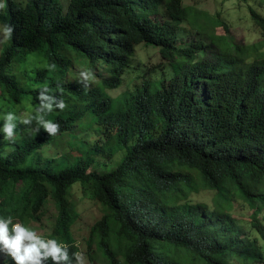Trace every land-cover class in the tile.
Here are the masks:
<instances>
[{"label":"trees","instance_id":"1","mask_svg":"<svg viewBox=\"0 0 264 264\" xmlns=\"http://www.w3.org/2000/svg\"><path fill=\"white\" fill-rule=\"evenodd\" d=\"M191 14L182 0H4L0 24L14 30L0 55V126L6 112L17 119L12 138L0 133V215L40 222L52 200L50 238L80 253L78 187L104 214L91 230L93 263L264 264V53ZM251 15L264 37V17ZM185 23L199 29L194 41H184ZM140 45L160 48L162 72L112 97ZM85 131L104 143L80 142L79 157L44 156ZM101 153L120 154L104 173ZM202 190L214 192L212 205L193 201ZM236 202L251 210L249 223L233 215Z\"/></svg>","mask_w":264,"mask_h":264},{"label":"rangeland","instance_id":"2","mask_svg":"<svg viewBox=\"0 0 264 264\" xmlns=\"http://www.w3.org/2000/svg\"><path fill=\"white\" fill-rule=\"evenodd\" d=\"M24 3L25 0H19ZM186 7L192 11V16L198 13L197 22L210 26L208 30L215 31L219 36L228 35L237 44L252 45L260 43L261 52L264 53V37L262 31L256 25L251 15V10L256 11L264 17V0H182ZM67 7L68 0H63ZM4 7V0H0V12ZM221 22L223 25H218ZM1 25V24H0ZM183 27L187 30L184 41H194L197 38L196 28H192L189 23H185ZM187 38V39H186ZM7 46V39L3 33H0V55ZM164 61L161 56L160 48L153 46L140 45L134 56L133 69L126 76L124 83L118 90L111 91L109 94L114 98H120L126 92L131 91L134 87L141 86L143 81L154 79L156 75L149 76L150 71L162 72L161 66H164ZM165 68V67H163ZM142 78V79H141ZM105 136L99 132L91 131L82 134L77 133L76 141L64 139L58 143L54 149H49L44 153L45 157H53L57 155L61 157L63 154H71L74 157L81 156L78 144L83 142L88 148L94 147L96 144H103ZM76 145L77 148L72 146ZM120 154L109 159L107 155L101 153L95 158L96 163L100 166L99 173L107 172L112 169ZM193 201L195 203L213 204L214 192L210 190H202L199 194H194ZM71 203L77 213V220L71 228L73 239L80 253L84 256V264H99L93 263L92 258L97 255L95 244L90 245L91 230L103 218L102 208L93 202L88 195H85L75 187L71 193ZM251 210L245 208L242 203L236 202L234 205L233 215L242 223L250 222ZM58 216V211L55 203L52 200L48 201L45 207L40 222H31L28 226L33 227L39 234L45 237H51L54 231V225ZM16 222H19L18 220ZM3 254L0 253V259ZM94 258V259H95ZM119 264H125L122 258H119Z\"/></svg>","mask_w":264,"mask_h":264},{"label":"clouds","instance_id":"3","mask_svg":"<svg viewBox=\"0 0 264 264\" xmlns=\"http://www.w3.org/2000/svg\"><path fill=\"white\" fill-rule=\"evenodd\" d=\"M13 26L9 23L0 25V33L4 37L10 38L13 33ZM85 80L90 79L89 71L81 72ZM42 108L51 111L53 108L52 98L40 95ZM56 107L63 110L65 103L60 101L56 103ZM17 116L14 112H6L2 116L3 125L0 126V133L5 137L12 138L14 136V121ZM32 116L29 112H24L22 123L29 124ZM44 129L49 134H55L59 128L58 124L48 121H42ZM0 253L3 258L0 264H46L51 260L52 264H84V256L82 253L73 252L70 255L69 246L59 241L57 238L45 237L38 233L36 229L26 225L23 222H16L12 215H0Z\"/></svg>","mask_w":264,"mask_h":264}]
</instances>
